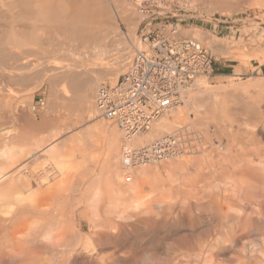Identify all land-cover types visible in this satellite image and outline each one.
Segmentation results:
<instances>
[{"label":"bare ground","instance_id":"bare-ground-1","mask_svg":"<svg viewBox=\"0 0 264 264\" xmlns=\"http://www.w3.org/2000/svg\"><path fill=\"white\" fill-rule=\"evenodd\" d=\"M140 1H139V3H140ZM263 1L264 0H253V2H255L256 4H260ZM155 2H156V4H160L161 0H155ZM214 2L217 4L218 3H221V4L222 3H225V4L228 3L229 4L232 2L234 3L235 1L234 0H214ZM145 3H148V2H145ZM117 4L118 3H116L115 0H0V70H1V72L6 73V74L8 73V71L9 72L11 71V73H8V74H13V73L18 74V75L15 74L16 76L13 74V76L15 77L14 79L12 76L9 78L10 79L9 81H6V82L4 81L5 85L0 86V118L6 119V117L4 116V114H6V113L8 114V118H9V115L12 113V111H11V113L9 114L10 111L6 110L7 107L5 108V106L9 105L8 108H10V110H11L13 100H14L13 97L15 98L14 92L10 88V85H13V82L15 83V81H14L15 79L17 80L16 83L27 81L29 78V75L25 76L24 74L27 75V73H29V72H27V71H29L27 69L29 66L33 67V68H31L30 72L32 71V69H35V71L33 70V72H36V73L33 75H36V77H38L40 72H43V71L46 72L45 73L46 75L45 74L44 75L46 76V78L50 84V87H51V98H52V100L50 102L51 108L54 106L56 107L58 105L62 109L69 111L70 114L73 115L74 117L78 116V117H86V118H90V119L96 118L97 117L96 113H97L98 109H97V106L95 103L96 95L94 94L93 88L96 87L97 84H98V86L101 84L100 79L108 80V78L110 79L111 77H114L117 73H119L121 70H123L127 66L129 59H131L133 52L137 49L138 50L141 49V46L139 45V43L136 42L135 39L133 40L130 37H129L130 39L128 38V42L126 40L125 41L123 40V42L118 47L117 46L115 48L112 47L111 44H113L114 42L111 43V40L114 37V35L116 34V27H117V23H118L117 22L118 18H121V13L117 11V7H118V6L116 7ZM125 5L129 7L128 4L125 3ZM123 6H124V4H123ZM192 6L194 8L193 2H192ZM113 7H116V9ZM128 7H126V9ZM118 9H120V8H118ZM129 9H130V7H129ZM129 9H127V10L129 11ZM219 10H221L223 12H227L229 10V8H227L226 6L225 7L221 6ZM235 11H236V9H235ZM133 12L131 14H133ZM230 12H231V10H230ZM226 14H228V13H226ZM132 16L135 18L134 15H131L130 18H132ZM138 16L140 17V15H138ZM141 17H145V16H141ZM134 18H133V21H134ZM123 19H125L124 16H123ZM127 20H129V19H127ZM137 20H139V19H137ZM180 27H181V25H180ZM180 27H179L180 38L190 39V38H187V37H184L181 35V28ZM193 33L190 32L191 37H192ZM132 35H134V34H132ZM195 36L199 40L206 38L203 34L197 33V32H196ZM192 38H195L194 35ZM115 39H117V38H115ZM114 45H116V44H114ZM219 50L223 51L222 53H226V54H229L227 52L231 51V49L228 50L227 48H220ZM217 52H218V49H217ZM231 54L232 55L235 54L238 56L237 52L231 51L230 55ZM22 56L30 57V59L32 57V59H31L32 61H31V64L29 66H27L28 60H26V62H24V64H19V61L21 59L19 57H22ZM239 57L241 58L242 56L240 55ZM23 58L25 59V57H23ZM231 58H234V57H231ZM242 59H245V58L243 57ZM28 63H30V62L28 61ZM30 67H29V69H30ZM8 74H7V78L9 76ZM0 75H1V73H0ZM21 75H24V76H21ZM3 77H4V75H3ZM0 79H1V76H0ZM201 79H204V80H201ZM196 81H197V83H196ZM196 81H195L193 88L191 90L194 89V87L196 86L195 84L201 86L202 88L205 87V90L208 89L207 88V79L205 76H201V77L197 78ZM60 84H64V86L61 90L62 91L61 103L58 104L57 99H59V96L56 92V87H58V85H60ZM111 84H115V80H110V85ZM191 90L189 89L187 92L183 93L182 100L177 105V107L174 108L173 110H171L170 112H168L167 114H165L164 116H162L159 120H157L153 124V126L150 128V130H149L150 132L149 131H148L149 133L146 132V133H148L147 135L145 133H142V134L136 135L130 139H127L125 137L123 131L120 130L122 132L121 133L118 131V129H116L114 127H111V126L105 127V129L107 128V131H105L106 132L105 134L107 136L105 134H103V137L105 135V137L107 138V139L106 138L105 139H106V142L108 140V147L110 148V149L108 148L110 150L109 151L110 153L108 152V154H110V155H108V157H106V156L105 157L109 158V156H110V158L112 159L111 165L113 167V171L111 173V183H108L109 181H107V185L105 186V189H103L104 191L107 189V192L109 193L110 192L109 189H110L111 185H115V187H117L116 193L118 194V196L119 195L120 196L125 195V197H126V194H128L129 200H130V198L132 200V201L130 200V202L133 205L134 210H137V208H138V210L139 209L141 210L142 207H140V205L142 204L141 203L142 201H141V199L139 200L140 197H138V198H136V197L140 196V193L142 190L140 189L139 185L137 184L139 180L136 183V181L133 182L134 181L133 178L134 179H135V177H136V179H138L137 177H139V179L145 178V176L147 175L146 173L149 169L147 167H149V165L156 166V165L160 164L161 162H163V164H170V165L175 164L174 166L178 168V166H181V165L176 166V163L179 162L178 159L187 157L188 155L192 154L193 151H195L194 150L195 147L200 143V138H198V136H196L198 134L187 132V131H184L181 129L180 130H174L173 132L170 131V130H172V128L174 127V125L177 122H180V121L185 122V120H186L185 117L188 114V113H186L187 110L193 111L197 116H204V118H206L209 111H211V109L207 110V108H203V106H204L203 104H202L203 106L199 105V103H197V101L200 102V99L196 100L195 96H191V97H189V99L184 100L185 94L190 92ZM201 95L207 96V92H203L200 94V96ZM202 103H204V102H202ZM250 106L251 105H249V107ZM206 107H207V105H206ZM257 107H255V109ZM255 109L253 106V112L255 111ZM256 113H257V111H256ZM258 114H260V113H257V115ZM259 116H261V115H258V121L260 122L261 118ZM262 120H264V118ZM202 122H204V120H202ZM206 123H207V121H206ZM5 125H3L2 127H4ZM204 125H205V123H204ZM263 126H264V124H263ZM2 127L0 126V129ZM1 130H0V132H2L4 130V128L2 131ZM103 131H102V133H103ZM169 131L172 133H169ZM89 132L90 131H88V133ZM259 132H258V134H259ZM96 133L99 135L98 132H96ZM96 133H94V134L96 135ZM244 133L246 134L247 132H244ZM10 134H11V132H10ZM94 134L93 135L91 134L92 140H90L93 143H94V141H93ZM100 134H101V132H100ZM226 134H229V133H226ZM248 134L250 135V133H248ZM0 135H3V134H0ZM85 135H88V134L86 133ZM121 135L123 136V140H122L123 143H122V147L120 150L121 151V158L120 159L122 160V164L124 166L125 173L122 172L124 170H121V168H120L121 166H119V162H118V155L119 154L117 155V152H119L118 148L120 145L119 141L121 140ZM172 135H177L176 137L181 138L180 142L185 148L183 154H177L173 157H170V158H167L164 160H159L156 162H151V163L136 165V166H135L134 162H129L124 157V154H123L124 146H128L129 148H132L133 150H139L145 146H148V145L154 143L155 141H158L161 139L165 140L166 138L171 137ZM215 135H217V134H215ZM88 136H90V134ZM158 136H160V137L158 138ZM206 136H208V135L206 134ZM219 136H216V137L219 138ZM225 136H227V135H225ZM225 136H224V138H225ZM246 136H247V134H246ZM252 136H251V138H253ZM259 136L260 135H258L257 137H259ZM156 137H157V139H156ZM195 137H197V138H195ZM242 137H244V136H242ZM254 137H256L255 134H254ZM86 138H88V137H85V140H86ZM89 138H91V136ZM206 138L208 140L209 137H206ZM213 138H214V136H213ZM217 138H214V139H217ZM237 138L238 137H236V139ZM6 139L7 138L4 135L3 139H1V140L5 141ZM204 139H205V137H204ZM229 139H231V141H234V140H232V139H234L233 137H231ZM249 139L250 138L248 137V140ZM98 140H99V138H98ZM238 140H239V138H238ZM241 140H244V139H241ZM245 140H247V139H245ZM245 140H244V142H245ZM12 141H13V139H12ZM73 141H74V139H73ZM78 141H79V139H78ZM90 141H89V143H90ZM195 142H198V144H196ZM254 142H256V141H254ZM206 143H207V141H206ZM85 144L86 143H83V145H85ZM204 144H200V146L204 145ZM215 144H216V150L225 153V154L222 153L223 155H220V156L218 155L219 156L218 159H221L220 160L221 162H222V160H223V162H225V160H227V162L230 161L229 156L234 157L233 153H231L230 155H229V153H226V151L222 147V142L220 140H217L215 142ZM257 144H258V141H257ZM262 144H260V145H262ZM78 145H80V144H78ZM91 145H92V143H91ZM93 145H96V144H93ZM99 145L100 144H98V146ZM237 145L239 146V144H237ZM244 145H245V143H244ZM250 145H252V144H250ZM55 146H57V145H55ZM55 146H53V148L48 152V154L52 158L54 157L53 159L57 158V155L61 154L58 146L57 147H55ZM235 146H236V143H235ZM39 147H41V145H37L36 149ZM68 147L66 150H68ZM80 147H82V146L80 145ZM230 147H232V145H230ZM259 147H258V149H259ZM69 148H71V147H69ZM87 148H91V146H89ZM233 148H235V147L233 146ZM249 148H251V146ZM39 149H41V148H39ZM80 149H79V151H80ZM200 149H201V147H200ZM253 149H254V146H253ZM71 150H73V148H71L68 153H70ZM91 150H93V149H91ZM213 150H215V149H213ZM239 150H240V148H239ZM241 150H243V149H241ZM252 150H249L250 153ZM255 150H257V148H255ZM255 150H253V151L255 152ZM263 150H264V148H263ZM82 151H83V153H85L84 149ZM200 152L201 151H199V153ZM254 152H253V154L251 153L250 155L256 154V156H251V157L247 156V157H249L248 160H246V158L244 159L245 156L243 155L242 159L247 161V163L245 165H241V163L244 164V162L241 160H240V162L238 161L239 162L238 166L236 165V168L237 169L239 168V172H240V173H238V171H237V173L242 177V178H239V176H238L239 180L242 179L239 181L240 183L238 182V180H236L237 176H233L234 175L233 174L232 177L230 176L231 177V179H230V177H228L230 172H228L229 174H226L224 171V173L226 175H228L227 176L228 179L231 181V182H228L227 179L224 180V181H226L225 182L226 184L224 186L225 187L227 185L229 186L228 193H231V192H229V189H230V190H233V192L235 191V193L237 195L236 196L237 200L234 201L233 200L235 198L234 197L232 199L233 202L229 201L230 206L227 203V205L229 207L227 205H224V202L229 197L225 199V201L223 202V205H222L224 207L227 206L229 208V211H231L233 213V214H231V212H228V215L227 214H226V216L223 215V217L225 216L228 219L231 218V220L229 219L231 224L230 223L227 224L226 222H224L231 227L230 228L229 227L223 228L221 231L219 230V233H218V231L217 232L215 231V228H217V226L214 227L215 232L214 231H212V232H214L215 234H217V233L218 234L211 237V238L209 237L211 239V242H209V243L207 242L208 237L206 239H204L202 244L195 241V242L199 243L200 245L199 244L197 245L196 243H195L196 245H193L190 243V241H192V239L194 238V235L197 236V234H199L200 232L198 233L196 231L197 234H194V235L191 234V236L193 235L192 239H190L191 238L190 236H189L190 238L189 237L186 238V241H188V238H189L188 242L191 245L181 246V244H180V246H181L180 248L179 247L175 248L176 250L178 248V251H179V254H178L179 258L177 259L176 264H264V152H258V153L256 152L255 154H254ZM28 153H29V151L26 152L25 147L24 148L16 147L15 144H13V143H11V144L9 143L6 146L0 148V264H101L103 262V260H105V259L102 260L101 258H107V257H106V254L104 255L105 257H103V254L100 253L101 254L100 255L101 258H100L99 255L97 254L98 252L95 253V250H96V247H95L96 244L95 243L96 242L104 241L107 244L108 242H106V241H113L114 240V241H120L119 242V244H120L122 242V240H125V241H126V239L128 240V238H127L128 234L126 232L127 230L125 231V229H124L125 224L122 223L123 225L122 224L119 226L116 225V227H115V225L113 224L114 220L112 222L111 221L108 222V219L106 218L105 220H107V221H104V220H102V218H100L98 216L99 215L98 213L95 214L96 210L98 209V206L100 205L98 202H103L104 197H102V195L103 194L106 195V194L103 193V191L101 194V187L100 186H99L100 189H99V187H94V188L92 187V189L96 188L95 197H91V200H93V199L94 200H93V202H91L90 200H89L90 202L87 201L88 204L84 200L85 203L87 204V206L85 203H84V205L88 209H95V212H94V210H93V213L91 210H90V212H87L88 209L85 210L84 208H82L81 211L76 210L77 209V208H75L76 204H74V203L72 204V202L75 199L77 200V198H78L77 196H75L77 198L74 197L75 199L72 201L73 197L72 198L69 197L71 195H68V196L65 195L66 193H64V192L66 191V189H65V191L63 190V192H62V193H64L65 196H63V195L61 196L62 193L60 195L57 192L56 193L58 195L52 194L50 186L48 188L47 187L45 188V185L47 186V184H48V180H49L48 176L50 175V173L48 171H45V172L42 171L43 173L37 174V172L35 173L34 170H32L33 171V173L31 172L32 174L30 172H29L30 173L29 175L28 174L27 175L21 174L24 177L23 176L21 177L18 175V173L20 171L16 172L17 171L16 170L17 169L16 168L17 163L19 161H21L22 158L27 156ZM76 153H77V151H76ZM89 153H91V152H89ZM196 153H197V151H196ZM106 154H107V152H106ZM194 154H195V152H194ZM201 154H202V152H201ZM42 155H44V154H42ZM84 155L88 156L87 154H84ZM202 155L207 156L209 154H206V155L202 154ZM70 156H74V155H70ZM93 156L96 157L95 154H93ZM236 156L238 157V155H236ZM236 156H235V159H236ZM37 157H39V156H37ZM82 157H83L82 159H84L83 154H82ZM90 157H89V159H90ZM119 157H120V155H119ZM240 157H239V159H240ZM62 158L63 157H61V160L65 161V158L64 159H62ZM85 158H87V160L84 159L85 162L89 161L88 157H85ZM97 158L98 157L95 158V161L97 160ZM104 158H103L102 163L104 162ZM106 158H105V160H106L105 162H109V160L111 161V159H106ZM200 158L201 157H199L198 159L196 158V159L199 160ZM203 158H205V157H203ZM209 158H211V157H209ZM59 159H60V157H59ZM172 159H173V161H175L177 159V162L176 163L173 162ZM34 160H35V158H34ZM37 160H38V158H37ZM168 160H171L172 162H164V161H168ZM213 160H215V158ZM213 160L211 162H213ZM91 161H94V159H92ZM91 161H89V163H92ZM95 161H94V164H95ZM217 161H219V160H217ZM202 162H203V160H202ZM42 163H43V161H42ZM180 163H181V161H180ZM180 163H178V164H180ZM205 163L206 162L204 161V164ZM236 163H232L231 164L232 167H233V164H236ZM59 164L61 165V163H59ZM214 164H216V163H214ZM43 165H45V163H43ZM57 165H58V163H57ZM57 165H55V167ZM60 165H58V167ZM200 165H202V164H200ZM204 166H206V165H204ZM207 166H210V163H208ZM58 167H56L57 170H58ZM183 167H185V166H183ZM201 167L199 169L196 168L197 169L196 172H198V170H199V172H198L199 174L201 172V170H200ZM210 167L213 168V165L211 164ZM35 168L33 167V169H35ZM154 168H156V167H154ZM216 168H219V167H217V165H216ZM29 169L31 171V168H29ZM61 169L62 168H60V170ZM234 169H235V167L232 168L231 170L235 172L236 169L235 170ZM105 170L107 171V168H105ZM182 170L184 171V169H182ZM182 170L180 171V168H179V170L177 169V171H174V170L169 171V174L167 176L173 174L172 172L174 171L175 174H173V175H175V178H176V173L178 171H180L182 173ZM209 170L210 169H208V171ZM221 170H222V168H221ZM227 170H226V172H227ZM28 171H27V173H28ZM62 171L63 170H61V173H62ZM91 171L89 172V174L91 173ZM102 171H101V174L104 175L103 174L104 172L102 173ZM185 171H184V173H186ZM222 171H220V172H222ZM70 172H72V171H70ZM210 172H212V171H209V174H210ZM218 172L219 171H216L213 173H218ZM86 173H88V172H86ZM156 173H157V171H156ZM202 173L204 174V172H202ZM202 173H201V175H202ZM237 173H235V174L237 175ZM93 174L94 173H91L92 176H93ZM108 174L109 173L105 174L107 178H108V176H107ZM205 174H208V173H205ZM156 175H157L156 177H158V174H156ZM173 175L171 177H173ZM178 175H179V173H178ZM186 175H185V177H187V178H184L186 180L190 176L193 179H195L197 177L196 173L194 175L193 174L190 175V173H189V177H188V175L187 176ZM195 175H196L195 178L192 177ZM226 175H224L225 178H226ZM179 176H178V179H180V177H181V176L180 177ZM218 176H221V173ZM224 177L222 175L221 177H218V178L216 177V178L217 179H220V178L223 179ZM233 177L236 179H234ZM175 178L172 179L173 182L175 181L174 180ZM216 178H215V182H216ZM232 178H233V180L238 182V184L235 182L237 185L233 184L234 181L232 182ZM167 179H169V177ZM184 179L182 177V180H184ZM207 179H209V178H207ZM85 180H86V178H85ZM91 180L89 182H91ZM100 180H101V178H100ZM153 180H155V179H153ZM169 180H171V179H169ZM169 180L167 183H170ZM182 180L181 181L176 180L175 182H181L182 183ZM189 180H190V178H189ZM197 180L199 181L200 179H196L195 180L196 183H198ZM209 180H212L211 176H210ZM209 180L207 182H209ZM192 181L193 182H191V183L189 181L187 183L195 184V181L194 180H192ZM202 181H205V179L203 178V180H201V182ZM129 182H132V183L130 184ZM215 182H213V183L210 182V184L211 185L213 184V185H215V187H217L218 186V185H216L217 182L216 183ZM91 183H93V182H91ZM127 183H129V184H127ZM163 183H165V182H163ZM184 183L181 185V188H183L182 186L184 185ZM32 184H34V185L36 184L37 188H35V187L33 188ZM95 184H94V186H96ZM172 184H173V187H172ZM176 184L177 183H175V186L178 185V184L177 185ZM202 184L203 183H200L199 185L202 186ZM204 184H206V181L204 182ZM221 184H223V182ZM50 185H52V184L50 183ZM97 185H99V184L97 183ZM186 185L188 186V184H186ZM186 185L184 188L185 191L187 190ZM170 186L172 188H174V183L171 182ZM212 186H210L209 188H211ZM224 186H222V187H224ZM179 187H180V183H179ZM179 187H178V189L173 190V191L179 190ZM188 187H190V186H188ZM194 187L191 185V188H194ZM195 188H198L197 185ZM205 188H206V186H205ZM209 188L207 187V190ZM198 189L200 190L201 188L199 187ZM212 189H213V187H212ZM214 189H217V188H214ZM218 189L220 190L221 188H218ZM222 189H224V188H222ZM60 190L62 191V188H60ZM73 190H74V188H73ZM86 190H87V188H86ZM86 190L84 191V195L87 194L85 192H88L89 188L87 191ZM209 190L211 191V189H209ZM209 190H208V192L210 193ZM191 191L192 190H189V196L187 195L188 192L186 193V196L190 197ZM195 191H197V190H195ZM214 191H217V190H214ZM224 191H225V189L222 192H224ZM78 193L81 194V193H83V191L82 192L78 191ZM113 193H114V195H113ZM113 193L111 194V196L113 195L112 197L115 198L116 193L115 192H113ZM183 193H184L183 196H185L184 191H183ZM196 193H199V191ZM201 193H206V191L201 192ZM201 193H199V195ZM80 194H79V196H80ZM182 194H180V196ZM219 194H218V196H219ZM109 195H110V193H109ZM128 195H127V197H128ZM177 195H179V194H177ZM177 195L175 192L174 196H177ZM207 195H211V194L207 193ZM231 195H232V193H231ZM72 196H73V194H72ZM123 196H122V198H125ZM192 196H194V194H192L191 197ZM196 196L192 197V199L193 198L199 199V198H201L202 195H200L199 198ZM182 197H178V198L181 199ZM207 197L209 198V196H207ZM222 197L225 198V196H222ZM80 198H82V194H81ZM85 198L87 199V196ZM178 198H176V199L178 200ZM187 198H185L186 201H187ZM211 198L213 200V198H217V197H213V195H212ZM223 198H221V201L224 200ZM104 199H105L106 203L109 202V205H108V203H107V205L110 207V205H112V203H110L111 197L109 196L110 201H107L106 198H104ZM115 199H117V198H115ZM115 199H113L112 202H114ZM126 199H128V198H126ZM185 199L183 198V200H185ZM219 199L220 198H218V200ZM78 200H77V202H78ZM165 200H167V199H165ZM183 200L181 201L182 203H183ZM188 200H189V202L193 201V200L190 201L191 198H188ZM212 200H210L209 202H211ZM81 201L79 200V202H81ZM173 201H175V200H173ZM201 201H200V203H201ZM128 202H127V204H128ZM215 202H217L216 199H215ZM114 203H120V202L115 201ZM192 203H195V201H193ZM80 204H77V205H79L78 207L81 206ZM97 204H99V205L96 206ZM121 204H117V205H120L122 207H124L126 205V203H124L125 205H121ZM219 204L221 205L222 203H218V205ZM104 205H106V204H104ZM104 205H103V207H101V210H102V208H104ZM114 205H112V206H114ZM182 205H184V203ZM182 205L180 207H182V209L185 210V212L183 210V212L185 214L186 208H188L189 205L188 204H185L184 206H182ZM186 205H188V206L185 208ZM193 205L194 204H192V208H194ZM220 205L218 207H220ZM198 206L199 205H197V207ZM117 207H116V209H117L116 212H118V210H119L118 209L119 207L118 208ZM128 207H130V206H127L126 209ZM197 207H196V209H197ZM203 207H204V205H203ZM206 207H208V206H206ZM218 207H217L216 211H219ZM114 208H115V206H114ZM144 208H146V207H144ZM189 208L187 210L191 209V212H192V210L194 212V209H192V208L189 209ZM199 208H201V210H202V207H198V209ZM83 209L85 210L84 212H83ZM108 209H110V208H108ZM210 209H212V208H210ZM111 210H113V208ZM138 210H137V212L139 213ZM143 210H142V212L141 211L140 212L142 215H145V216L148 215V213H150L152 211V210L147 211L148 212L147 213L146 212L147 208H146L144 211L147 214H145L143 212ZM214 210H215V208H214ZM103 211H104V209H103ZM206 211L207 210H205V212L203 211L204 213L202 215L204 217H205V214L207 213ZM220 211H223V210H220ZM124 212H126V211H124ZM133 212H135V211H133ZM193 212H192V214H193ZM152 213H150V215ZM213 213H215V211ZM217 213H215V215L220 214L219 212H217ZM112 214L110 213L109 216H115V217L117 216V214L114 215V212ZM127 214H129V212ZM186 214H188V213H186ZM222 214H225V212L224 213L222 212ZM105 215L103 214L104 217H106ZM118 215L120 216L121 214L118 213ZM123 215L124 214L122 213L121 216L123 217ZM134 215H136V213ZM188 215L190 216V218L194 217V220L192 223H188L189 220H186L188 222H185V223L193 224V227H194V225H197V226L201 225L202 226V224H203V221L201 220L202 218H196L195 217L196 214H194L192 217L190 215V211H189ZM200 215H201V213H200ZM211 215H209V219L211 218ZM119 216H118V218H115V220H118ZM131 216H133V215H131ZM136 216H133V217H136ZM179 216L180 215H178V218H179ZM181 216L183 217V215H181ZM189 216H187V217H189ZM148 217L150 218L149 215H148ZM151 217H152V215H151ZM221 217L222 216H220V219H221ZM139 218H141V217H139ZM167 218H169V217L167 216L166 219L164 218V220L162 218L161 219H162V221H167ZM178 218L176 217V220ZM120 219L123 220V218H121V217H120ZM150 219H148L147 221L152 222ZM124 220H125V222L127 221L126 219H124ZM142 220H144V218H142ZM152 220L154 221V217L152 218ZM174 220H175V217H174ZM184 220H185V218H184ZM134 221H130V222L134 223ZM137 221H139V220H137ZM162 221H161V223H162ZM83 222L86 223V225L89 227V229H91L90 233L89 232H88V234L83 233V228H82ZM139 222H141V219ZM157 222L158 221H156V222L154 221V223L153 222L152 223L157 224ZM168 222H169V220H168ZM168 222H166V223H168ZM170 222H171V220H170ZM172 222H173V220H172ZM182 222H183V220H182ZM213 222H214V220H212V223ZM115 223L118 224L117 221ZM180 223L181 222H179V224ZM185 223H183V224H185ZM204 223H205V221H204ZM209 223L211 225V222H209ZM139 224H137V226ZM141 224H142V222H141ZM175 224H178V221H176ZM215 224H217V223H215ZM130 225H129V227H130ZM142 225H146V223L142 224ZM159 225H160V221H159ZM159 225H157V226L159 227ZM222 225H223V223H222ZM137 226H136V228H137ZM147 226H146V228H147ZM150 226H152V224ZM150 226L148 228H151ZM191 226H188V228ZM154 227H155V225H154ZM162 227H163V224H162ZM164 227H163V229H164ZM174 227H176V226H174ZM199 227H195V229L197 228V229L202 230L203 226L201 228H199ZM207 227L209 228V226H206V228ZM224 227H226V226H224ZM136 228L135 229L132 228L133 232H134V230H136ZM168 228H167V230H168L167 233L169 231H171ZM221 228H222V226H221ZM89 229H87V230H89ZM130 229H131V227H130ZM163 229H161V230H163ZM179 229H183V227L179 228ZM192 230H191V233H192ZM205 230H204V232H205ZM210 231L211 230H209L205 233L210 234L211 233ZM152 232H153V230H152ZM175 232H177V230H175L174 233ZM201 232L203 233V231H201ZM132 233H131V235H132ZM149 233H150V231H149ZM165 233H166V231L163 234H165ZM172 233H173V231H172ZM172 233L170 232V237L172 236L171 235ZM178 233H180V232H178ZM137 234H139V232ZM144 234H146V232ZM165 235H167V234H165ZM174 235H177V237H179L178 236L179 234H174ZM174 235L172 238H175ZM182 235H183V233H182ZM200 235L201 234H199V236ZM205 235H207V234H205ZM205 235H202V237ZM181 237L184 238V236H181ZM134 238L132 241H134ZM146 238H148V237H146ZM139 239L137 240V238H136V241H138V244L140 243ZM178 239H177V241H178ZM195 239H196V237H195ZM199 239H198V241H199ZM201 239H200V241H201ZM141 240H142V238H141ZM143 241H145V240H143ZM179 241H178V244L180 243ZM128 242H129V240H128ZM183 242H185V241H183ZM193 242L194 241H192V243ZM207 243H208V245H207ZM102 244H103V242H102ZM147 245H149V243ZM121 246H122V244H121ZM146 247H148V246L145 245L146 250H144V251L147 252L148 250ZM167 247L172 248L173 246H167ZM124 248H126V246ZM150 248H148V249H150ZM153 248L155 249L154 246H153ZM153 248L151 250H153ZM157 248H158V250L160 249L158 246H157ZM139 249H141V248L139 247ZM143 249L144 248H142V251H143ZM175 249L173 252H175V255L177 256V254H176L177 252ZM144 251H143V253H144ZM156 252H158V251L156 250ZM161 252H163V251L161 250ZM165 252L166 251H164V253ZM147 253H149V252H147ZM169 253L172 254L171 251ZM139 254L140 253H138V255ZM155 254H157V253H155ZM155 254H154V256H155ZM134 255H136V254H134ZM140 255L142 256V254H140ZM118 257H119V255H118ZM123 257H127V256L124 255ZM142 257H141V259H142ZM158 257L160 258V256H158ZM158 257H156V258H158ZM163 257L161 256V258H163ZM109 258L110 257H108L106 259V262H108L110 260ZM127 258H124L125 260H123V259L120 260L121 258L118 259V260H120L119 264H134V263H130L128 260H126ZM134 258H135V256H134ZM139 258H140V256L137 257L136 259H139ZM153 258H152V260H153ZM172 258H174V256ZM113 260H115V259H113ZM130 260H131V258H130ZM166 260H164L165 263H167L169 261V260H167V262H166ZM116 261H117V259H116ZM132 261L133 260H131V262ZM155 261H157V260L155 259ZM174 261H172L173 264H175ZM105 263H102V264H105ZM108 263H110V261ZM137 263H138V260L136 261L135 264H137ZM146 263H147V261H146ZM160 263H161V261H160ZM169 264H170V261H169Z\"/></svg>","mask_w":264,"mask_h":264},{"label":"rangeland","instance_id":"rangeland-1","mask_svg":"<svg viewBox=\"0 0 264 264\" xmlns=\"http://www.w3.org/2000/svg\"><path fill=\"white\" fill-rule=\"evenodd\" d=\"M139 1L140 0H128V1L127 0H115V2L118 3L116 5V7L118 6L117 7V11L121 13V18H118V21H117L118 23H117V27H116V34L114 35V37L111 40V43L114 42L113 44H111L112 47H114V48L116 46L118 47L123 42V40L124 41L126 40L128 42V38L130 37L133 40L135 39V41L139 43V45L141 46V49H139V50L145 49V43L141 39V32H142L143 28L152 19H154L153 20V26H158L159 23L161 22V17L159 18V15H157L156 13L154 14V11L157 10V8L155 6H152V5H156L155 0H146V1L145 0H141L140 3H139ZM234 1H235L234 3L232 2V3H229V4L228 3L227 4H225V3H222V4L221 3H218L217 4V3L214 2V0H192L196 12L195 13H186V14H183L181 16L184 19H186V21L180 27L181 28V35L184 36V37H187V38H190V39H193V40L199 42L201 45H203L204 47L208 48L211 51V53L214 55V60H215V72H214V75L213 76L208 77V78L206 77V79H207V88H208V89L206 88L207 90H205V87L202 88L201 86L195 84L197 87L195 86L193 90H191L190 92L186 93L185 96H184V100L189 99V97H191V96H195V99L196 100L200 99V102L197 101V103H199V105H201V106L204 105L203 108H207V110L211 109V111H209V113L207 114V117L204 118V116H197L193 111L187 110L186 113H188V114L185 117L186 118L185 122L184 121L177 122L174 125V127L172 128V130H170V131L173 132L174 130H180L181 129V130H184V131H187V132H191V133L198 134L196 136H198V138H200V143L198 144V142H195L198 145L195 147V149H194L195 151H193L192 154L188 155L189 157L187 156V157L178 159L179 162H177V159L176 160L174 159L175 161H173V159H172L173 162H175V163L177 162L176 163V166H178V165H180L182 163V164H185L187 167H191L192 170H190L189 168L188 169L187 168L185 169V167H183V166H178V168L176 167V169L174 171H177V169L179 170V168H180V171L182 169H184V171L186 170L185 171L186 173H184L183 170H182V173L180 171H178L176 173V178H177L176 179L175 178V175H173V174H175V172L173 171L172 172L173 174H171V175L168 176L169 179H171V180L166 179L165 181H163V182L167 183L168 180H169L170 183L171 182L174 183L173 190L178 189L179 183H180L179 190L181 189L180 190L181 192L179 190L173 191L174 192V195H175V192H176V195L179 194V195L176 196V198L182 197L184 195L183 191L185 192V196H186V193L187 192H188L187 195L189 196V190H192L190 192L191 193L190 194V197L183 196L181 199L178 198V200L180 199L179 200V207L177 206V208H178L177 209L178 210L177 212H179V213L175 216V220H176V217L178 218V215H180L179 218L176 220V221H178V224H175L176 221L174 220V217H172V219H171V217H169V218H167V221H162V219L163 220H164V218L166 219L167 216L163 217L161 220H158V219H156L155 216H153V213H152L153 211L150 212V213H152L151 214L152 217H151L150 213L147 212V211H150V209H148V207H147V198L146 197H148V196L144 195V193H143V189L145 187L144 185H146L144 183H146V181L145 180H142V178L139 181H138V179H136V177H135L136 180L133 178V180H134L133 182L136 181V183H137V181H138L137 184L139 185L140 189L142 190L141 193H140V196H137L136 197V198L140 197L139 200L141 199V201H142L141 202L142 204L140 205V207H142V209L141 210L140 209L138 210V208H137V210L141 214L142 210L143 209L145 210L147 208L146 212L148 213V215L150 216L151 219L148 217V215H146V216L145 215H142V214H141L142 216H136L138 214L134 215L133 213H138V212H137V210H134L133 205L130 202L131 198L129 200V195L128 194H126V197H125V195L124 196L123 195H121V196L119 195L118 196V194L116 193V188L117 187H115V185H111V187L109 189L110 195L107 192V189L105 191L103 190V189H105V186L107 185V181H109L108 183H111V173L113 171V167L111 165L112 159L110 158V156H109V158H106V157H108V155H110V154H108V152L110 151L109 150L110 148L108 147V140L106 142V139L107 138L105 137V135H106L105 134L106 133L105 131H107V128L105 129V127L111 126V127H114L116 129H118V131L121 132L120 129L118 128L117 125H115V124H113V123H111L109 121H106L105 119L101 118L100 117V113H98V111L96 113L97 114L96 115L97 117L94 118V119L93 118L90 119V118H86V117H78V116L77 117H74L73 115L70 114L69 111H67L65 109H62L58 105L56 107L54 106V107L51 108V106H50V102L52 100V98H51V87H50V84H49V82H48V80H47V78L45 76L46 75L45 74L46 72L45 71L40 72L39 73L40 76L38 75V77H36V75H33V74L36 73V72H33V70L35 71V69H32V71L30 72L31 68H33L32 66L31 67L29 66L31 64L32 57H31V59H30V57H27V56L19 57V58H21L20 61H19V64H24V62H26V60H28L30 62V63H28V61H27V64H28L27 66L30 67V69H29V67L27 68L29 70L27 72H29L30 74L29 73H27V75L24 74L25 76H28L29 75V78H28L27 81L16 83L17 80L15 79L14 80L15 83L13 82V85H10V88L14 92L15 98L13 97V99L15 101L13 100V104H12L11 110H10V108H8L9 105L8 106H5V108L7 107L6 110L10 111L9 114L12 111V113L10 114L11 116L9 115V118H8V114L6 113V114H4V116L6 117V119L5 118H0V126L2 127L3 125L6 124L4 127L1 128L2 130L4 128L3 131L0 129L2 131V132H0V134H3V135H0V148L6 146L9 143L10 144L11 143L15 144L16 147H21V148H24L25 147L26 152L29 151V153L27 154V156H25L24 158H22L21 161L18 162L19 164L17 163V166H16V168H17L16 170L17 171L16 170L15 171L16 172H19L20 171L18 173V175L21 176V177L23 176L21 174H24V175L25 174L26 175L28 174L29 175L31 172L33 173L32 170H34L35 173L37 172V174H41V173H43L45 171H48L50 173V175L48 176L49 177V180H48L47 186L45 185V188L46 187L48 188L50 186L51 191H52L51 193L52 194H57L58 193L59 195L63 192V190L65 191V189H66V191L64 193H66L65 195H67V196L68 195H71L69 197L70 198L73 197L72 201L75 198L78 197L77 200L79 199L80 201L82 200L83 202L82 201L79 202V200H78V202H79L78 203L76 199H75L76 201L74 200L75 202L74 201L72 202V204L73 203L76 204L75 208H77L76 210H78V211H81L82 208H84L85 210L88 209V208H86V206L88 204L87 201L90 200L91 202H93L94 199L91 200V197H95L96 188L95 189H92V187L94 188V187H99L100 186L101 187V194H102V191H103V193L106 194V195L103 194L104 196L102 195V197L106 198L107 201H110L109 196L111 197V202L110 203H112V205L115 204L114 205L115 208L112 205H110V207H109L108 206L109 205V202H107L108 203V205H107L105 199L103 198L104 201L103 202H98L100 205L99 204L96 205V206L99 205L98 206V209L95 207L97 209L96 212H95V209H88L87 210V212H90V210H91L92 213H93V210H94L95 214L98 213L99 215L98 214L97 215L100 218H102V220H104V221H107V220H105L106 218L108 219V222L109 221L112 222L114 220L113 224L115 225V227H116V225L119 226L122 223L125 224L124 225V229H125V231L127 230L126 232L128 234V237L127 238L129 240V242L126 239V241L125 240H122V242L120 244H119L120 241H114V240L113 241H106V242H108L107 244L104 241H102L103 244H102V242H96L95 243L96 244L95 245V247H96L95 253L98 252L97 254L99 255V257H100L101 254H103V257H105L104 255L106 254V257L107 258L110 257L109 258L110 259L109 261H110L111 264H119V261L120 260H122V259L125 260L124 258H127V257L128 258L126 260H128L130 263H134V264L136 263L137 260H138V263L137 264H139V263L140 264H158V263L159 264H164L165 263L164 260H166V259L170 261V264H173L172 261L175 260L174 263L176 264L177 259L179 258V255H178L179 254V251H178V248H177V250L175 249L176 247H179L180 248L181 246H184V245H191V244H193V245H196L197 244L198 245L199 243L202 244L203 241H204V239H206L207 237H208L207 242L209 243V242H211V239L210 238L213 237V236H215V235H217L219 233V230L221 231L223 228H228V227L230 228L231 227V226L227 225L228 223L231 224V222H230L231 218H229L230 219L229 220L225 216H226V214L228 215V212H231V211H229V208H228L230 206L229 204H230V202H233L232 199L234 197L235 198L233 200L234 201L237 200L236 199L237 198L236 197L237 195H236L235 191L233 192V190H230V189H229V192H231L232 195H231V193H228L229 186L228 185L226 187L224 186L226 184L225 183L226 181H224V180L227 179L228 182H231L228 179V177H230V176L232 177L233 174H234L233 176H237L236 177L237 179L234 178V177L233 178L236 179V180H238V182L240 180H242V179L239 180V178H242V177L238 174L240 172H239V168L238 169L236 168V165L238 166V163L240 162V160L244 162V164L241 163V165H245L247 163L246 160H248L249 157L256 156V154H255L256 152L257 153L258 152H264V150H263V148H264V130H263L264 129V126H263L264 120H262L264 118L263 117L264 116V1L262 3H260V4H256L255 2H253V0H234ZM124 2L129 5L130 9H129L128 6L125 5ZM145 2H148V3H145ZM123 4H124V6H123ZM221 6H224V7L226 6L227 8H229V10L227 12H223V11L219 10ZM116 7H113V8L116 9ZM126 7H128L127 9H129V11L126 9ZM118 8H120V9H118ZM143 9H146V11L143 12ZM235 9H236V11H235ZM230 10H231V12H230ZM132 12H133V14H131ZM226 13H228V14H226ZM130 14L131 15H134L135 18L133 16H132V18H130L131 17ZM138 15H140V17ZM123 16H124L125 19H123ZM141 16H145V17H141ZM133 18H134V21H133ZM127 19H129V20H127ZM137 19H139V20H137ZM169 21L175 22L176 21V18H174V19L173 18H169ZM190 32H192V33L194 32L193 35H194L195 38H192L193 35H192V37L190 36L191 35ZM196 32L203 34L206 38H204L202 40H199L195 36ZM132 34H134V35H132ZM115 38H117V39H115ZM114 44H116V45H114ZM220 48H227L228 50L231 49L232 52H237L238 53V56L235 55V54H233V55L231 54L232 55L231 56L230 55V52L231 51H228L227 52L229 54L222 53L223 51H220L219 50ZM217 49H218V52H217ZM137 51H138V49L133 52L132 57H131V59H129L127 66L123 70H121L122 72L120 71L114 77H111L110 79L108 78V80L100 79L101 80V83H106V84H109L110 85V80H115V84H111V86H115L118 83V81L121 79L122 75L124 73H126V71L128 70V68L130 67V65L132 63V59H133V57H134V55H135V53ZM229 55L231 57H234L235 59L234 58H231ZM240 55L242 56L241 58L239 57ZM23 57H25V59ZM243 57L245 59H242ZM216 68L219 69L218 72L216 71ZM0 73H1V75H0L1 76V79H0V84L1 85L0 86L5 85V82L6 81H9L10 80L9 78L12 77L13 74H14V73L13 74H8V73H11V71L10 72L8 71L7 74L9 76L7 78V74L6 73L1 72V70H0ZM218 74H222V75H218ZM3 75H4V77H3ZM16 75H18V74H16ZM24 75H21V76H24ZM14 78L15 77L13 76V79ZM201 80H204V79H201ZM196 83H197V81H196ZM63 86H64V84H60V85H58V87H56V92H57V94L59 96V99H57L58 104L61 103V98H62V91L61 90H62ZM97 87H98V84H97L96 87L93 88V91H94V94L95 95H96ZM203 92H207V96H204V95H201L200 96V94L203 93ZM40 98H44L45 99V101H46L45 108L42 109V110H40V111H38V112L33 111V107L38 104V100ZM202 102H204V103H202ZM206 105H207V107H206ZM249 105H251V106L249 107ZM253 106H254V109L257 106L259 108L257 107L255 109V111L253 112ZM256 111H257V113H260L258 115H261L263 117L262 118L261 116H259L261 118V119L259 118L260 119V122L258 121V115H257ZM201 119L204 120V122H202ZM206 121H207V123H206ZM204 123H205V125H204ZM88 131H90V132L88 133ZM102 131H103V133H102ZM170 131H169V133H172ZM10 132H11V134H10ZM96 132H98L100 136ZM100 132H101V134H100ZM244 132H247L246 134L250 138L249 139L250 141L248 140V137L246 136V134ZM258 132H259V134H258ZM86 133L88 135L90 134L91 138H89L90 136L85 135ZM94 133H96V135L98 137ZM148 133H145V134L147 135ZM226 133H229L230 135L229 134H226ZM248 133H250V135ZM253 133L255 134L256 137H254V134ZM91 134L92 135L94 134V136H93L94 143L92 141H90V140H92V135ZM103 134H105L104 137H103ZM206 134L208 136H206ZM215 134H217V135H215ZM4 135L6 136L7 139L5 141H2L1 139H3ZM202 135L205 137L206 140L204 139V137ZM225 135H227V136H225ZM241 135L244 136V137H242ZM258 135H260V136L257 137ZM84 136L85 137H88V138H86V140H85V137ZM213 136H214V138H217L216 136H219V138L214 139ZM224 136H225V138H224ZM230 136L234 138V139H232L234 141H231V139H229V138H231ZM251 136L253 138H251ZM159 137L160 136H158V138ZM206 137H209L211 140L209 138L207 140ZM236 137H238L239 140H238V138L236 139ZM11 138L13 139V141H12ZM98 138H99V140H98ZM195 138H197V137H195ZM73 139H74V141H73ZM78 139H79V141H78ZM156 139H157V137H156ZM241 139H244V140L247 139V140H245V142H244V140H241ZM88 140L90 141V143H89ZM122 140H123V136L121 135V140L119 141V144L120 145H119V148H118L119 152H117V155L118 154L120 155V157L118 155L119 166H121L120 167L121 170H124L122 172L125 173V169H124V166L122 164V160L120 159L121 158V151L120 150H121L122 143H123ZM217 140H220L222 142V147L226 151V153H229V155L231 153L234 154V157L228 155L229 158H230L229 160L231 162L230 161L227 162V160H225V162H223V160H222V162H221L220 161L221 159H218V157L220 155H223L225 153L216 150V144H215V142ZM206 141H207V143H206ZM254 141H256V142H254ZM257 141H258V144H257ZM234 142L236 143V146H235V143ZM83 143H86L85 144L86 146L83 145ZM91 143H92V145L93 144H96V145H93L92 146ZM244 143H245V145L247 147L244 145ZM78 144H80L82 147H80V145H78ZM98 144H100V145L98 146ZM200 144H204L206 147L204 145H201L200 146ZM237 144H239V146ZM250 144H252V145H250ZM260 144H262V145H260ZM37 145H41V147H39L41 149H39V148L36 149V146ZM55 145L58 146L59 151L61 153L60 154L61 156L60 155H57V158L53 159L54 157L52 158L48 154V152ZM230 145H232V147H230ZM57 146H55V147H57ZM68 146L71 147V148H73V150H71L70 153H68V152H69V150L71 148H69ZM89 146H91V148H87ZM210 146L213 149H215V150H213ZM233 146L235 148H233ZM250 146H251V148H249ZM253 146H254V149H253ZM67 147H68V150H66ZM200 147H201V149H200ZM238 147L240 148V150H239ZM258 147H259L260 150L258 149ZM255 148H257L258 151L255 150ZM79 149H80V151H79ZM83 149H84L85 153H83V151H82ZM91 149H93V150H91ZM241 149H243V150H241ZM248 149L249 150H252V149L255 150V152L253 150L251 151V153L253 154V152H254L255 155H250L251 153H250V151ZM76 151H77L78 154L76 153ZM196 151H197V153H196ZM199 151H201L202 154H204V155L209 154L210 156L209 155L203 156L201 154V152L199 153ZM89 152H91V153H89ZM106 152H107V154H106ZM194 152H195V154H194ZM42 154H44V155H42ZM82 154H83L85 160H87V158H85V157H88V159H89L90 156L91 157H90L89 161H91L92 159H94V161H95V158L96 157H98V158L95 161V164H94V161H91L92 163H89V161H86L85 162V160L82 159L83 158L82 157ZM84 154H87L88 156H86ZM93 154H95L96 157L93 156ZM235 154L238 155V157ZM70 155H74V156H70ZM243 155L245 156L244 159L246 158V160L242 159ZM37 156H39V157H37ZM58 156L60 157V159H59ZM202 156L205 157V158H203ZM235 156H236V159H235ZM247 156H249V157H247ZM33 157L35 158V160H34ZM36 157L38 158V160H37ZM61 157H63L62 159L65 158V161L64 160H61ZM104 157L106 159H111V161L109 160V162H105L106 160H105ZM199 157H201L200 158L201 160L200 159L197 160ZM209 157H211V158H209ZM213 157L215 158V160H213L214 159ZM239 157H240V159H239ZM103 158H104V162L102 163ZM202 160H203V162H202ZM212 160H213V162H211ZM217 160H219V161H217ZM42 161H43V163H45V165H43ZM172 161L171 160H168V161H164V162H172ZM180 161H181V163H180ZM204 161L206 162L205 164H204ZM57 163H58V165H60L59 163H61V165L58 167ZM161 163H163V162H161ZM178 163H180V164H178ZM208 163H210V166L212 164L213 165V168H211L210 166H207ZM214 163H216V164H214ZM232 163H236V164H233V167H232V165H231ZM200 164H202L203 166L206 165L207 167L206 166L203 167ZM55 165H57L56 167H58V170L56 169ZM216 165L219 168H216ZM149 166H151V165H149ZM33 167L34 168L36 167V168L33 169ZM200 167H201V169H200L201 172L199 174L198 173L199 170H198V172H196V170L199 169ZM231 167L232 168L235 167V169H236V170L234 169L235 172L231 170L232 169ZM29 168H31V171H30ZM60 168H62L61 170H63L62 173H61ZM105 168H107V171L105 170ZM221 168H222L223 171L221 170ZM223 168L224 169L226 168V169L224 170ZM208 169H210L209 171H212V172H210V174H209ZM226 170H227V172H226ZM27 171H28V173H27ZM70 171H72V172H70ZM90 171H91V173H94L93 176L91 175V173L89 174ZM101 171H102V173L104 172L103 173L104 175L101 174ZM216 171H219L218 172L219 174L218 173H213V172H216ZM220 171H222V172H220ZM224 171H225L226 174H229L228 172H230L229 176L226 175L224 173ZM237 171H238V173H237ZM86 172H88V173H86ZM202 172H204V174ZM107 173H109L107 175L108 178L105 175ZM178 173H179V175L181 177L178 175ZM189 173H190V175L191 174L194 175L196 173L197 177H196V175L195 176H192L194 178L196 177L195 179H193V178H191V176L189 177ZM201 173H202V175H201ZM205 173H208V174H205ZM220 173H221V176L223 175V177H224V175H226V178L224 177L225 179L224 178L223 179L222 178L217 179L218 177H221V176H218V175H220ZM235 173H237V175ZM186 174L188 175V177L190 178L191 181L189 180V178L187 180L184 179V178H187V177H185ZM211 174L212 175L214 174L215 176L214 175L212 176ZM172 175H173V177H171ZM178 176L180 177L181 180H182V177H183L184 180H182V183L181 182H175L176 180L181 181L180 179H178ZM210 176H211V179L212 180H209L210 179ZM238 176H239V178H238ZM202 177L205 179L206 184H204L205 181H202L201 182V180H203ZM206 177L209 178V179H207ZM231 177H230V179H231ZM85 178H86V180H85ZM100 178H101V180H100ZM137 178H139V177H137ZM173 178H175L174 179L175 180L174 182L172 180ZM215 178H216V182L217 183L219 182L220 184L219 183L217 184L215 182ZM233 178H232V182L234 181L233 184L234 185H237L238 182H236L235 180H233ZM196 179H200L199 181L197 180L198 183H196V181H195ZM90 180L94 184L96 183L95 184L96 186H94L93 183L89 182ZM192 180L195 181V184H193V183L190 184L191 182H193ZM208 180H209V182H207ZM188 181L190 183H187ZM184 182L186 184H188V186H190V187H188ZM199 182L200 183H203L202 186L199 185L200 184ZM210 182L211 183L215 182L216 185H218V186L215 187V185H213V184H212L213 185L212 186L210 184ZM222 182H223V184H221ZM50 183L52 185H50ZM97 183L99 185H97ZM129 183L131 184L132 182H129ZM129 183H127V184H129ZM170 183H168V184H170ZM175 183H177L178 185L176 184L177 186H175ZM183 183H184V185L182 186L183 188H181V185ZM185 185H186V188H187L188 191L187 190L186 191L184 190ZM191 185L193 187L194 186L196 187V185H197V187L198 188L200 187L201 189L199 190L198 188H195V187L194 188H191ZM32 186H33V188L34 187L37 188L36 187L37 186L36 184L35 185L32 184ZM205 186H206V188H205ZM210 186H212L213 189H212V187L209 188ZM222 186H224V187H222ZM100 187H99V189H100ZM172 187H173V184H172ZM207 187L209 189H211V191L208 189L210 191V193L208 192ZM60 188H62V191L60 190ZM73 188H74V190H73ZM86 188H87V190L89 188L88 192H85V193H87V194H85L87 196V199L85 198L86 196L84 195V191L86 190ZM214 188H217V189H214ZM218 188H221V189L219 190ZM222 188L225 189L224 192H222L224 190ZM195 190H197V191H195ZM214 190H217V191H214ZM78 191H81V192L83 191V193H81L83 199L80 198L81 194L78 193ZM198 191H199V193L206 191V193H201L200 195H202V196H201V198H199L200 197L199 193H196ZM113 192L116 193L115 198H117L118 200L115 199L114 197H112L114 195ZM64 193H62L61 196L62 195L65 196ZM112 193H113V195L111 196ZM207 193L208 194H211V195H207ZM72 194H73V196H72ZM79 194H80V196H79ZM180 194H182V195L180 196ZM192 194H194V196L197 195L196 197H198L199 199H197V198H193L192 199V197H194V196L191 197ZM218 194H219V196H218ZM127 195H128V197H127ZM212 195H213V197H217V198H213L214 201L211 198ZM75 196H77V197H75ZM122 196L125 197V198H122ZM207 196H209V198ZM222 196H225V198H223ZM187 197L188 198H191L190 201L193 200V201H195V203H192L193 201L192 202H189V200H188ZM126 198H128V199H126ZM183 198L184 199L187 198V201H186V199L183 200ZM218 198H220V199L218 200ZM221 198H223L224 200L221 201ZM226 198H228V199H226ZM113 199H115L114 202L117 201V202H120V203H114V202H112ZM209 199L212 200L211 201L212 203L209 202L210 201ZM215 199L217 200V202H215ZM225 199H226V201H225ZM84 200L86 201L87 204L85 203ZM182 200H183L184 205L185 204H188L189 205V206L186 205L185 208L187 206H188V208L189 207L192 208V204H194L193 205L194 208H192V209H194V212L192 210L193 214H192L190 208H189L190 210H187L188 208H186V213L189 214V211H190V215L192 217H193L194 214H196L195 215L196 218H202L201 220L203 221V224H202L203 227L201 225H198V226L197 225H194V227H193V224H188V223H192L193 222L194 217L193 218H190V216L188 214H186V213L184 214L185 210L182 209V207H180L183 204L181 202ZM199 200L200 201L202 200L201 203H200ZM127 202H128V204H127ZM223 202H224V205H227V203H228L229 206L228 205H227L228 207L227 206H225V207L222 206L223 205ZM84 203L86 204V206L84 205ZM124 203H126V205ZM218 203H222L221 205L219 204L220 207H218L219 206ZM77 204H80L81 206L78 207L79 205H77ZM104 204H106V205H104ZM117 204H121V205H125V206L122 207V206L117 205ZM103 205H104V208H102V210H101V207H103ZM184 205H182V206H184ZM197 205H199L198 207H202V210H201V208L198 209ZM203 205H204V207H203ZM205 205L208 206V207H206ZM127 206H130V207H128L126 209ZM195 206L197 207V209H196ZM116 207L119 209L118 212H116L117 211ZM144 207H146V208H144ZM209 207L212 208V209H210ZM217 207H218L219 211H216ZM108 208H110V209H108ZM112 208H113V210H111ZM214 208H215V210H214ZM84 209H83V212L85 211ZM103 209H104V211H103ZM144 210H143V212L145 214H147ZM183 210H184V212H183ZM205 210H207L206 212L208 214L206 213L205 214V217H204L202 214L205 212ZM220 210H223V211H220ZM124 211H126V212H124ZM127 211L129 212V214H127L128 213ZM133 211H135V212H133ZM214 211H215V213L219 212L220 214L219 215H215V213H213ZM113 212H114V215L117 214L116 217L115 216H109L110 213L112 214ZM222 212L223 213L225 212V214H222ZM102 213L104 215L106 214L105 215L106 217H104ZM118 213L121 214V215L123 213L124 214L123 217L121 215L119 216ZM200 213H201V215H200ZM231 214H233V213L231 212ZM131 215L136 216V217H133ZM181 215H183V217ZM209 215H211V218L210 219H209ZM223 215H225L224 216L225 218L223 217ZM118 216H119V219L118 220H115V218H118ZM187 216H189V217H187ZM220 216H222L221 219H220ZM120 217L123 218V220L126 219L127 221L125 222V220L124 221L121 220ZM139 217H141V218H139ZM153 217H154V221L155 222L158 221L157 224L156 223L153 224L154 223V221L152 220ZM142 218H144L145 221L142 220ZM147 218L150 219L153 223L147 221L148 220ZM184 218H185V220H184ZM136 219L139 220V221L141 219L142 224H145L146 223V225H142L141 222L137 221ZM168 220H169V222H168ZM170 220H171V222H170ZM172 220H173V222H172ZM182 220H183V222H182ZM186 220H189V222L186 221ZM212 220H214L213 223H212ZM116 221H117L118 224L115 223ZM130 221H134V223H132ZM159 221H160V225H159ZM161 221H162V223H161ZM204 221H205V223H204ZM166 222H168V223H166ZM179 222H181V223L179 224ZM185 222H188V223H185ZM209 222H211V225L213 227L210 225ZM224 222H226L227 224L224 223ZM129 223L130 224L132 223V224L130 225ZM183 223H185V224H183ZM215 223H217L218 225L215 224ZM222 223H223V225H222ZM137 224H139L138 225L139 227L137 226ZM151 224H152L153 227L150 226ZM162 224H163V227L166 224L168 226L166 225L164 227V229H163ZM129 225H130L131 229L132 228L135 229L136 226H137L136 230H134L135 233L133 232V229L132 230L130 229ZM154 225H155V227H154ZM157 225H159V227ZM173 225L176 226V227H174ZM82 226H83L82 227L83 228V233H85V234H88V232L90 233L91 229H89V227L86 225V223L83 222L82 223ZM146 226H147V228H146ZM149 226L151 228H148ZM169 226L170 227L172 226V227L170 228ZM188 226H191V227H189L190 229L188 228ZM206 226H209V228L208 227L206 228ZM216 226H217V228H215V231L216 232L218 231L217 234L214 233L215 232L214 231V227H216ZM221 226H222V228H221ZM224 226H226V227H224ZM182 227H183L184 230L183 229H179V228H182ZM195 227H199V228L202 227V230L201 229H197V228L195 229ZM167 228L171 230V231L168 232L169 234L167 233V231H168ZM87 229H89V230H87ZM161 229H163L164 231L161 230ZM203 229L205 230V232L211 230L210 231L211 233L210 234L209 233H205ZM152 230H153L154 233L152 232ZM175 230H177V232L174 233ZM191 230H192V233H191ZM200 230L203 231V233ZM149 231H150V233H149ZM165 231H166L165 234H167V235L163 234ZM172 231H173V233H172ZM196 231L198 233L200 232L199 234H201V235L199 236V234H197ZM212 231H214V232H212ZM138 232H139V234H137ZM145 232H146V234L148 236L146 234H144ZM170 232L172 233L171 234L172 235L171 237H170ZM178 232H180L181 234L178 233ZM131 233H132V235H131ZM182 233H183V235H182ZM174 234H179L178 235L179 237H177V235H174ZM191 234H193V235L194 234H197V236L194 235V238H193V235L191 236ZM205 234H207V235H205ZM173 235L175 236V238H172ZM202 235H205V236L202 237ZM181 236H184L185 239L183 237H181ZM146 237H148V238H146ZM187 237H189L190 239L193 238L192 241H194V242L192 243V241H190V243H191L190 244L188 242L189 241V238H188V241H186V238ZM195 237H196V239H195ZM133 238H134V241H132ZM136 238H137V240L140 238L139 239V242H140L139 244H138V241H136ZM141 238H142V240H141ZM199 238L200 239L202 238L201 241H200ZM177 239H178V241L180 240L179 241L180 242L179 244H178ZM198 239H199V241H198ZM143 240H145L146 242L143 241ZM183 241H185V242H183ZM195 241H197L199 243H197ZM148 243H149V245H147ZM208 243H207V245H208ZM97 244L98 245L100 244V245L98 246ZM121 244H122V246H121ZM180 244H181V246H180ZM145 245L148 246L146 248L148 250L147 252H149V253H147L146 251H144V250H146L145 249ZM125 246H126V248H124ZM153 246L155 247V249L153 248ZM157 246L160 248L159 250H158ZM167 246H173V247L172 248L171 247L169 248ZM139 247L141 249H139ZM142 248H144L143 249L144 253L142 251ZM148 248H150V249H148ZM152 248H153V250H151ZM174 249L177 252L176 253L177 256L175 255V252H173ZM156 250L158 252H156ZM161 250L163 252H161ZM164 251H166V252L164 253ZM168 251L169 252L171 251L172 254H170ZM137 252L140 253V254H142L143 257L140 254L138 255ZM155 253H157V254H155ZM134 254H136L137 256L134 255ZM154 254H155L156 257L160 256V258H161V256L162 257L164 255L165 256L160 259L159 257L156 258L154 256ZM118 255H119V257L121 259L118 257ZM124 255L127 256V257H123ZM134 256H135V258H134ZM139 256H140V258H139L140 260L139 259H136ZM173 256H174V258H172ZM141 257H142V259H141ZM153 257L157 261H155V259ZM107 258H101L102 260L105 259V260H103L102 263H105ZM130 258H131V260H133L132 262H131ZM152 258H153V260H152ZM113 259H115V260H113ZM116 259H117V261H116ZM118 259H120V260H118ZM145 260L147 261V263H146ZM167 260H166V262H167ZM160 261H161V263H160ZM169 261L167 263H165V264H169ZM108 262H106V263L107 264H110Z\"/></svg>","mask_w":264,"mask_h":264},{"label":"built area","instance_id":"built-area-1","mask_svg":"<svg viewBox=\"0 0 264 264\" xmlns=\"http://www.w3.org/2000/svg\"><path fill=\"white\" fill-rule=\"evenodd\" d=\"M152 6L157 8L154 14L161 17V22L153 26L152 19L143 28L145 49L135 53L115 86L101 83L96 91L100 117L117 125L127 139L148 132L157 120L177 107L197 78L211 77L215 72L214 55L208 48L195 40L180 38L179 27L186 21L181 16L196 12L192 0H161ZM45 106V99L40 98L33 111ZM176 136L139 150L124 146V157L136 166L183 154L185 148Z\"/></svg>","mask_w":264,"mask_h":264},{"label":"crops","instance_id":"crops-1","mask_svg":"<svg viewBox=\"0 0 264 264\" xmlns=\"http://www.w3.org/2000/svg\"><path fill=\"white\" fill-rule=\"evenodd\" d=\"M216 71L218 72L219 69L216 68ZM218 75H222V74H218ZM180 165L185 166V168L187 169L189 168L190 170H192L191 167H187L185 164H180ZM147 168H149L146 173L147 175L142 180L146 181L145 183L146 185L143 189V193L144 195L148 196L147 197L148 209L153 211V215L156 216V219L158 220H160L165 216L171 218L175 217L178 213L177 206H179V200L175 198L176 196H174L173 188L170 186V184L163 183V181H165L168 178L167 175L169 174V171L175 170L176 167L174 165L160 163L156 166L151 165ZM156 174H158V177H156L157 176ZM138 180H141V178L140 179L138 178ZM164 198L167 200H165ZM137 216H142V215L139 214Z\"/></svg>","mask_w":264,"mask_h":264}]
</instances>
